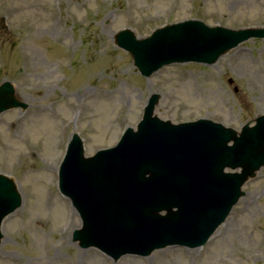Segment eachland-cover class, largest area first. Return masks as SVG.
I'll return each mask as SVG.
<instances>
[{
    "label": "rangeland",
    "instance_id": "1",
    "mask_svg": "<svg viewBox=\"0 0 264 264\" xmlns=\"http://www.w3.org/2000/svg\"><path fill=\"white\" fill-rule=\"evenodd\" d=\"M187 19L264 27V0H0V83L11 82L27 105L0 115V173L22 199L2 225L0 264H264V167L204 247L114 262L71 241L80 221L56 197L39 157L55 158L75 131L86 139V157L113 146L135 128L152 94L160 95L154 115L173 124L207 119L239 131L264 114L263 41L244 42L211 66L171 65L148 79L113 43L123 29L143 38ZM69 106L76 110L70 130L59 132Z\"/></svg>",
    "mask_w": 264,
    "mask_h": 264
},
{
    "label": "water",
    "instance_id": "2",
    "mask_svg": "<svg viewBox=\"0 0 264 264\" xmlns=\"http://www.w3.org/2000/svg\"><path fill=\"white\" fill-rule=\"evenodd\" d=\"M159 36L153 37L151 40H148L146 42H140V43H135V41L131 38L129 35H122L120 34L118 37V42L120 45L124 46L127 48L132 55L134 56L135 60H137V67L140 68L142 71H144V74H150L155 67L159 66L161 64V60H156L152 66H150V62L152 63V60L158 58V54L160 53L161 45L157 43V39ZM187 43L191 51L195 54H197L195 57L199 58L200 60H203L204 57L207 58H213L217 57L218 53L223 51L224 49L219 47L217 48V45L213 44L214 50L207 55L202 56V49L201 48H211L209 47L210 40L204 35L199 36L197 33H189V35L186 37ZM150 60V61H149ZM149 61V62H148ZM3 94V91L0 90V95ZM13 102L12 99L9 100H4L3 103L7 104L8 106L11 105ZM0 104V108H1ZM258 126L256 128L251 129L250 131L246 132L245 135L239 139L241 140L240 143L241 145L240 148L243 147H248L249 149V154L243 155L244 159L242 160L240 165L243 169L242 174L239 177L240 178L238 181L234 183L235 185V195L233 196L232 199L237 197V190L240 187L241 183L245 180V178L249 175H251L256 169H258L259 166H261L264 163V120L259 119L258 120ZM219 133L222 138H228L227 133H222L223 131L218 129V126H213ZM169 129H175V128H169ZM222 133V134H221ZM143 136V135H142ZM141 136V137H142ZM141 137H130L129 140L133 139V142L139 140ZM222 149H231L226 147V141L222 142ZM225 161V159L223 160ZM150 173V171H149ZM7 188V190H6ZM9 192L12 196L11 199H8V202H10V205L3 210L2 213L10 209L16 204V198L13 195V189L11 188V185L9 182L6 180L0 178V203L2 201V197L4 194V191ZM220 210V209H218ZM170 215H174V213H171Z\"/></svg>",
    "mask_w": 264,
    "mask_h": 264
},
{
    "label": "bare ground",
    "instance_id": "3",
    "mask_svg": "<svg viewBox=\"0 0 264 264\" xmlns=\"http://www.w3.org/2000/svg\"><path fill=\"white\" fill-rule=\"evenodd\" d=\"M82 93L83 94H86L87 93V91H82ZM110 124L111 123H109V127H110ZM107 129V128H106ZM108 130V129H107ZM212 240V239H211ZM130 259V258H129ZM125 261L127 262V263H131V262H138V260H133V259H131V260H127V259H125Z\"/></svg>",
    "mask_w": 264,
    "mask_h": 264
}]
</instances>
